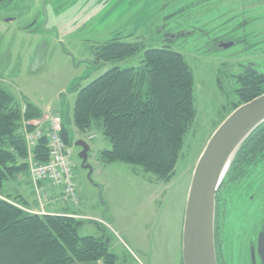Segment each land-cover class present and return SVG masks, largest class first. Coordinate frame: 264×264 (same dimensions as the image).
Returning <instances> with one entry per match:
<instances>
[{
	"label": "rangeland",
	"instance_id": "obj_1",
	"mask_svg": "<svg viewBox=\"0 0 264 264\" xmlns=\"http://www.w3.org/2000/svg\"><path fill=\"white\" fill-rule=\"evenodd\" d=\"M57 5L58 12L54 6L48 9L47 19L41 1L33 8V21L25 10L11 19L12 13L0 6V87L21 103L25 98L41 106L44 117L39 120L50 123L64 111L81 206L63 203L94 218L80 228V236L104 235L117 264H184L183 224L196 162L238 100L234 76L249 67L264 72V0H57ZM179 9L183 11L168 16ZM66 11L71 13L67 17ZM116 35L147 47L169 46L186 57L195 73L197 116L169 181L135 165L99 160L111 148L101 120L85 131L74 125L81 88L115 66H137L142 59L140 53L97 64L93 49ZM74 85L78 87L73 90ZM78 140L89 146L86 165L92 171L83 166ZM258 172V183L251 181L231 198L225 226L227 264H250L246 250L256 237L250 233L260 231L264 220V163ZM27 180V172L20 174V184L9 179L3 194H21L39 203L28 211L48 212L52 201L39 202ZM38 186L43 188V183Z\"/></svg>",
	"mask_w": 264,
	"mask_h": 264
},
{
	"label": "trees",
	"instance_id": "obj_2",
	"mask_svg": "<svg viewBox=\"0 0 264 264\" xmlns=\"http://www.w3.org/2000/svg\"><path fill=\"white\" fill-rule=\"evenodd\" d=\"M180 10L168 16H176ZM140 53L139 65L115 66L78 91L74 125L85 131L94 120H101L111 148L103 150L99 160L135 165L169 181L197 116L196 77L186 57L169 46L147 47L142 41L114 37L98 46L94 54L96 63L101 64ZM234 78L238 100L222 121L238 106L264 93V72L249 67ZM43 117L41 106L25 98L21 103L0 87V264H117V255L110 251L104 235L80 236V228L92 219L70 208L58 213L30 212V202L24 196L3 194L9 179L28 172L30 154L40 162L50 160L46 135L33 147L26 139V133L35 131L33 122ZM61 135L70 146L66 122ZM263 163L264 122L242 143L216 194L218 264H227L230 258L225 226L231 198L251 181L258 183L262 176L258 168ZM258 231L250 234L256 236ZM246 252L249 255V249Z\"/></svg>",
	"mask_w": 264,
	"mask_h": 264
},
{
	"label": "water",
	"instance_id": "obj_3",
	"mask_svg": "<svg viewBox=\"0 0 264 264\" xmlns=\"http://www.w3.org/2000/svg\"><path fill=\"white\" fill-rule=\"evenodd\" d=\"M65 97L62 108L65 105ZM64 111L62 121L65 122ZM264 122V93L234 109L216 128L201 152L189 188L183 224V263L218 264L215 246L216 194L237 151L246 138ZM71 144V142H70ZM80 156L87 166L89 146L83 140ZM263 257L264 232L258 239ZM253 264L255 257L253 256Z\"/></svg>",
	"mask_w": 264,
	"mask_h": 264
},
{
	"label": "built area",
	"instance_id": "obj_4",
	"mask_svg": "<svg viewBox=\"0 0 264 264\" xmlns=\"http://www.w3.org/2000/svg\"><path fill=\"white\" fill-rule=\"evenodd\" d=\"M33 123L36 128L35 131L26 133L27 143L33 147L41 137L46 135L50 157L46 163L40 162L32 154L28 158L31 180L38 196L40 197L38 183L49 181L61 186L65 198L77 204L79 202L77 184L74 179L70 148L61 135L63 128L61 118H52L50 123L38 119ZM47 197L44 196L45 199Z\"/></svg>",
	"mask_w": 264,
	"mask_h": 264
},
{
	"label": "flooded vegetation",
	"instance_id": "obj_5",
	"mask_svg": "<svg viewBox=\"0 0 264 264\" xmlns=\"http://www.w3.org/2000/svg\"><path fill=\"white\" fill-rule=\"evenodd\" d=\"M41 1L44 4L47 19L49 18L48 17V9H50L51 6L55 7L53 9V11L58 12L57 9L59 8V6L57 5V0H0V6L6 7L5 9L9 10L12 13V15H10L11 19H17L18 17H21L24 14V10H25V12H26L25 14L32 16V21H33L37 17V15L33 12V8L38 6L41 3ZM70 14L71 13H69V11H66V17L69 16ZM129 36H131V35H129ZM115 37H121L123 40L128 38V37L122 36V35H116ZM112 38H114V37H112ZM112 38H110V39H112ZM110 39H108V40H110ZM126 41H129V40H126ZM214 42L217 44H219L221 42L219 45H221L223 47L222 41L218 42V39H215ZM100 45H98V46H100ZM98 46H96L92 51L94 60H95V54H94L95 49ZM95 62H96V60H95ZM263 227H264V220L262 221V224H261V230L257 232L255 239L252 240L250 245H249V261H250V264H253V256L255 257V264H264V253H263V257H262V255H260V253L258 252V239H259L260 233L264 232Z\"/></svg>",
	"mask_w": 264,
	"mask_h": 264
},
{
	"label": "crops",
	"instance_id": "obj_6",
	"mask_svg": "<svg viewBox=\"0 0 264 264\" xmlns=\"http://www.w3.org/2000/svg\"><path fill=\"white\" fill-rule=\"evenodd\" d=\"M27 174H28V180L27 181H28L29 186H30V191L34 193L32 187H31L29 173L27 172ZM15 179L18 180L19 181V184H20V176H18ZM43 191L47 195L50 196L51 201H52V203H48L47 204L48 212H50V213H58V212L62 211L63 209L70 208L68 205H64V203H63V202L67 203V201H65V199H64V197L62 195V189L60 187H57V186L51 185L50 183L44 182L43 183ZM33 203H30L31 208H34V207H38L39 206L38 201H35V202L33 201ZM80 206H81V202H80V205L77 208L80 209L79 208ZM81 215H82V217H84L86 219H92V220L94 219V218H92L91 215L82 214V213H81Z\"/></svg>",
	"mask_w": 264,
	"mask_h": 264
}]
</instances>
